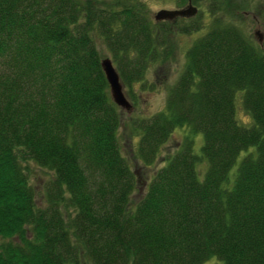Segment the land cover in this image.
Instances as JSON below:
<instances>
[{
    "label": "trees",
    "instance_id": "1",
    "mask_svg": "<svg viewBox=\"0 0 264 264\" xmlns=\"http://www.w3.org/2000/svg\"><path fill=\"white\" fill-rule=\"evenodd\" d=\"M191 2L201 10L168 25L144 0H0V264H264V40L236 0ZM174 33L195 37L163 106L128 130L143 164L180 138L132 200L96 39L134 101ZM26 159L52 173L44 205Z\"/></svg>",
    "mask_w": 264,
    "mask_h": 264
},
{
    "label": "rangeland",
    "instance_id": "2",
    "mask_svg": "<svg viewBox=\"0 0 264 264\" xmlns=\"http://www.w3.org/2000/svg\"><path fill=\"white\" fill-rule=\"evenodd\" d=\"M186 0H144L146 11L149 16L152 17L153 13L161 8H176L183 6ZM239 6L237 14L240 16V20L247 31L249 36L255 41L257 36L254 34V30L258 29L262 34V40H264V0H236ZM199 10L201 6L194 3ZM168 25H172L171 19H166ZM171 33V32H170ZM172 35V34H171ZM195 37L193 34H173L172 38L175 40V48L173 57L165 63H154L144 73V82L140 85L139 82L133 85V92L137 97L134 101L128 96L126 87L122 84V90L125 97L130 102V109L125 110L121 107V121L118 126V144L121 154L126 158L130 167L136 171L138 177V183L136 188L131 192L132 200H136L139 195L144 191L146 182L150 179L155 169L162 164L165 156L171 153L180 138L178 132H173L170 137L160 146L158 155L151 164H143L134 154V143L136 140L135 136L129 138L128 120L129 117H135L136 115H148L160 109L163 106L166 88L176 78L179 69L183 62V51L187 45L191 42L192 38ZM96 46L101 55L110 57V53L105 45L98 39H96ZM111 60V59H110ZM116 69L115 63H113ZM120 80V79H119ZM239 91L236 93V117L239 121L245 122L248 120V115L242 109L240 101L238 100ZM176 131V130H174ZM201 143V134L197 133L193 140L194 152L199 151V145ZM242 152H240L236 158L234 165L230 168L232 171L240 159ZM22 164L27 172L28 180L35 190V201L39 205H44L43 199V187L45 181L52 176L50 170L39 166L31 159L22 161ZM204 164L198 163L199 171L202 170ZM0 237V241H1ZM202 264H209L206 261Z\"/></svg>",
    "mask_w": 264,
    "mask_h": 264
},
{
    "label": "water",
    "instance_id": "3",
    "mask_svg": "<svg viewBox=\"0 0 264 264\" xmlns=\"http://www.w3.org/2000/svg\"><path fill=\"white\" fill-rule=\"evenodd\" d=\"M197 11V6L191 2V0H186L185 4L176 8H165L161 7L153 13L154 20L161 19H171L174 16H191ZM254 34L257 36V42L262 41V34L258 29L254 30ZM100 67L104 73L105 79L108 84V89L112 101L119 107L129 110L131 105L130 102L124 95L122 90V84L119 80L118 73L114 68L112 61L107 56H102L99 60Z\"/></svg>",
    "mask_w": 264,
    "mask_h": 264
}]
</instances>
